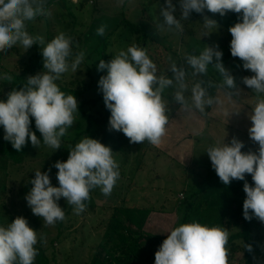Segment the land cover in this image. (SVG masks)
Masks as SVG:
<instances>
[{"label": "clouds", "instance_id": "obj_1", "mask_svg": "<svg viewBox=\"0 0 264 264\" xmlns=\"http://www.w3.org/2000/svg\"><path fill=\"white\" fill-rule=\"evenodd\" d=\"M47 0H0V52H7L19 44L28 50L39 45L43 57V71L27 78L19 90L13 89L6 100H0V126L4 140L21 151L28 142L38 148L41 140L32 131L31 118L43 138V144L56 150L61 148V138L68 134L79 108L77 98L60 90L57 81L69 70L77 72L85 58L84 51L73 53L76 43L63 32L46 42L43 35H31L28 22L39 16H48ZM180 18L175 16L173 0H165L160 7V30L175 29L184 33L182 20L191 13L201 14L206 29H217V21L204 15L205 10L221 17L229 12L239 14L238 22L230 26V52L242 61V67L253 75L242 77V83L256 95L252 108L251 127L248 135L258 145L257 151L244 152V143L236 137L222 145L209 146L206 153L220 181L228 186L233 180L244 181L243 218H253L264 223V0H179ZM106 25H100L96 35L105 34ZM78 47V43H76ZM218 45L204 48L199 55L185 54L183 64L169 57L171 77L157 74V65L149 58L147 50L131 45L120 51L110 61L103 59L98 71V89L105 107L110 111L108 131L122 132L130 144L149 142L160 146L169 122V102L163 98L166 89H174L172 100L185 112L198 111L207 115L206 108L220 103L209 89L216 86L211 80L198 79L189 89L186 82L188 70L193 77H205L212 65L222 77L220 87L229 97L240 95L236 79L222 63ZM215 63L213 64V59ZM3 80L12 77L5 73ZM190 95H186L189 93ZM238 113V112H236ZM110 146L98 139L83 138L69 149L66 161H56V179L51 183L49 172L35 171L30 181L32 187L26 194L28 207L33 215L54 226L65 219L59 205L61 198L73 207L76 215L84 212L92 190L99 188L104 196L111 195L120 179L119 163L114 159ZM250 174L253 184L246 180ZM230 233L221 226L202 225L198 222L180 224L167 234L155 253V264H229L227 248ZM38 238L44 237L29 226L26 218L17 216L7 226H0V264H34L38 256L35 247ZM245 249L252 252L251 244Z\"/></svg>", "mask_w": 264, "mask_h": 264}, {"label": "rangeland", "instance_id": "obj_2", "mask_svg": "<svg viewBox=\"0 0 264 264\" xmlns=\"http://www.w3.org/2000/svg\"><path fill=\"white\" fill-rule=\"evenodd\" d=\"M80 1L81 4L71 0L54 1L47 6L50 15L31 21L27 31L31 30V35H43L46 42L61 32L65 34L74 31L78 46L85 52L88 65L96 78L93 88L86 93L87 98L99 92L98 81L102 76V72L97 70L99 58L104 56L108 62L133 44L147 50L149 58L157 65L158 75L172 76L168 71L169 57L177 64H183L185 54L199 55L207 45H218L223 53L222 63L230 72L237 73V69H241V81L247 73V76L253 75L250 70L243 69L242 61L233 58L230 52L232 37L228 29L238 22L239 14L229 12L221 17L219 14L205 12L204 15L218 24L217 29H206L203 16L193 12L188 20L181 21L185 31L179 33L175 29L159 28L162 22L159 10L165 0ZM173 4L176 5L175 16L179 19V0H173ZM102 24L106 25L105 39L96 35L97 28ZM133 25L144 32L139 35L133 33ZM32 48L26 50L17 44L7 52H1L0 77L5 73L12 77L15 72L22 71L29 63L31 54L35 53ZM36 48L42 55L40 46L36 45ZM40 72L42 70L38 69L34 75ZM207 75L210 79L193 77L189 69L186 82L190 89L198 79L211 80L216 85L209 89L214 97L217 91L224 89L220 87L222 77L212 65ZM72 80L88 81L85 64L80 65L77 72L69 70L62 74L57 83L66 84ZM11 81L0 78V94ZM237 87L241 90L240 95L231 97L234 104L233 107L228 106L226 123L224 118L217 122V119L209 117L212 106L206 108V116L198 111L185 112L172 100L174 89H166L164 94L169 95L170 99L166 96L163 98L169 102V122L166 135L158 147L146 142L130 144L128 138L120 137L118 131H115L113 139L104 142L106 128L99 127L94 139L111 147L114 159L119 163L120 179L109 196H104L99 188L92 190L85 211L79 215L61 198L58 203L64 208L65 219L54 226L46 225L42 218L33 215L25 197L32 187L30 181L35 178L37 170L48 172L51 169V183L55 187L59 186L56 179L58 169L53 165L56 161H66L69 149L73 146L63 142L65 144L56 150L44 145L43 141L38 148L30 144L27 160L21 165L11 166L4 191L0 187V215L3 219L0 226H7L17 216L26 218L29 226L38 232V237L46 239L45 244L38 238V245L46 249L52 264H87L98 245L103 242L107 222L118 207L151 209L143 230L161 236L170 234L177 221V206L184 200L189 188L201 185L211 165L206 153L209 146L222 145L236 137L245 145L242 151L246 149L255 152L258 149V145L248 135V128L251 127L248 116L252 114L256 95L242 82ZM186 95H190V92ZM101 110L104 111L103 106ZM90 135L91 132L87 137ZM4 176L1 173L0 180L3 181ZM260 248L261 253L257 255L255 264H264V238ZM158 249L152 252L154 258ZM230 262L244 264L242 253H236L235 259Z\"/></svg>", "mask_w": 264, "mask_h": 264}, {"label": "trees", "instance_id": "obj_3", "mask_svg": "<svg viewBox=\"0 0 264 264\" xmlns=\"http://www.w3.org/2000/svg\"><path fill=\"white\" fill-rule=\"evenodd\" d=\"M54 1L56 0H53L50 4ZM205 12L207 13L208 11L205 10ZM39 18L40 16L37 17V19ZM28 25H30V22H28ZM133 26L135 27L133 33L139 35L141 32H144L140 27ZM29 32L31 33V30ZM73 34L74 31L65 33L66 36L72 37L77 43V38ZM105 37L103 35L102 38L105 39ZM52 39L48 38V42ZM76 43L73 45L74 54L82 51L79 46H76ZM95 48L97 49L98 46ZM32 49L35 50V53L31 54L29 63L22 71L13 74L12 81L7 84L3 93L0 94V100H6L7 94L13 89L19 90L23 87L27 78L34 75L38 69L44 70L42 55L37 51L36 45H33ZM101 59L107 62L104 56L100 57L99 61ZM87 61L88 58L85 57L81 65L85 64L86 66L88 81L72 80L66 84L57 83L61 91L65 94L74 95L79 102V111L75 114V122L68 129V134L61 138V147L65 143H71L74 147L84 137L88 136L90 132L89 138L94 139L98 128L102 126L106 128L104 142H108L116 135L115 131H108L110 111L105 107L102 93L99 91L92 98L85 97L86 93L93 88L96 81L92 68L88 65ZM237 70V73L231 72V74L235 77L236 84H241V69ZM101 72L102 76L106 75V71ZM204 78L210 79L208 75ZM163 96L170 99L169 95L163 94ZM101 106L104 107V111L101 110ZM207 111L208 109L206 113ZM31 120L32 131L43 141L41 134L35 127L34 118H31ZM119 134L120 137L125 136L122 132ZM3 137L4 129L0 126V174H5L3 181L0 180V187L4 191L3 188L6 186L9 168L21 165L27 160L31 142L29 141L21 151L17 152L11 143L5 141ZM63 142L65 143L63 144ZM243 151L247 152L246 149ZM246 180L249 184H253L250 174H246ZM243 184L244 181L233 180L230 185H224L210 165L207 168V174L201 185L189 188L188 194L176 209L177 221L175 227L195 221L209 227L218 225L228 230L230 233L227 245L230 251L229 264H232L230 261L234 260L236 253L239 252L242 253V262L244 264H255L257 255L261 253L260 247L264 238V223L255 218L251 221H246L243 218V201L246 198ZM151 212L152 210L147 208H115L107 222L103 242L98 245L93 257L87 264H155L152 252L161 245L163 240L167 238V235H155L143 230ZM2 221V215H0V224H3ZM246 244L252 245L253 251L251 253L245 249ZM35 247L38 249L39 254L35 258L34 264H52V259L47 255L46 249L39 246L38 243Z\"/></svg>", "mask_w": 264, "mask_h": 264}, {"label": "crops", "instance_id": "obj_4", "mask_svg": "<svg viewBox=\"0 0 264 264\" xmlns=\"http://www.w3.org/2000/svg\"><path fill=\"white\" fill-rule=\"evenodd\" d=\"M71 2H73L75 4H77L76 2H79L81 4L80 0H74V1L71 0ZM84 2H91L92 3V0H84ZM125 5H126V3H125ZM125 5H124V7H125ZM115 11H113V12H115ZM223 90L217 91V95L214 96V97L219 99L220 103L212 105V107L209 110V115H210L209 117H211L212 119H217V122L218 121L220 122V120H223L222 118H224V121L226 123L227 121H226L225 114L228 111L227 110L228 106H232L233 107L234 100H233V98L229 97L226 94L225 90L224 91Z\"/></svg>", "mask_w": 264, "mask_h": 264}, {"label": "water", "instance_id": "obj_5", "mask_svg": "<svg viewBox=\"0 0 264 264\" xmlns=\"http://www.w3.org/2000/svg\"><path fill=\"white\" fill-rule=\"evenodd\" d=\"M53 0H47V6L52 2ZM46 6V7H47Z\"/></svg>", "mask_w": 264, "mask_h": 264}]
</instances>
